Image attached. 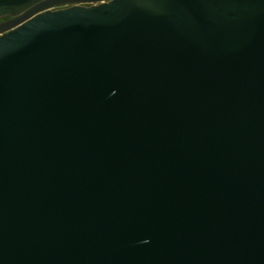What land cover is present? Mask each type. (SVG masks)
Returning <instances> with one entry per match:
<instances>
[{
  "label": "water",
  "instance_id": "water-1",
  "mask_svg": "<svg viewBox=\"0 0 264 264\" xmlns=\"http://www.w3.org/2000/svg\"><path fill=\"white\" fill-rule=\"evenodd\" d=\"M4 16L0 264H264V0Z\"/></svg>",
  "mask_w": 264,
  "mask_h": 264
},
{
  "label": "flooded vegetation",
  "instance_id": "flooded-vegetation-1",
  "mask_svg": "<svg viewBox=\"0 0 264 264\" xmlns=\"http://www.w3.org/2000/svg\"><path fill=\"white\" fill-rule=\"evenodd\" d=\"M68 5H63V6H59V7H64V6H68ZM56 8H58V7H56ZM7 19H9V17L8 16H4V17L0 18V22H2L4 20H7Z\"/></svg>",
  "mask_w": 264,
  "mask_h": 264
},
{
  "label": "trees",
  "instance_id": "trees-1",
  "mask_svg": "<svg viewBox=\"0 0 264 264\" xmlns=\"http://www.w3.org/2000/svg\"><path fill=\"white\" fill-rule=\"evenodd\" d=\"M2 18V17H1Z\"/></svg>",
  "mask_w": 264,
  "mask_h": 264
}]
</instances>
